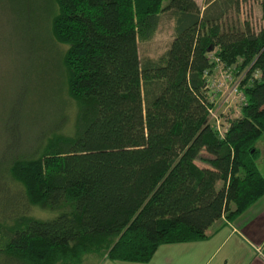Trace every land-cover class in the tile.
Listing matches in <instances>:
<instances>
[{"label": "trees", "instance_id": "obj_1", "mask_svg": "<svg viewBox=\"0 0 264 264\" xmlns=\"http://www.w3.org/2000/svg\"><path fill=\"white\" fill-rule=\"evenodd\" d=\"M50 1L78 113L69 132H40L8 163L3 179L57 213L0 220V264H77L87 254L146 263L162 244L206 238L222 215L232 221L264 194L255 146L264 133V14L257 30L239 18L242 3L264 12V0ZM164 21L165 49L141 55ZM212 51L244 73V104L222 138L207 121Z\"/></svg>", "mask_w": 264, "mask_h": 264}, {"label": "rangeland", "instance_id": "obj_2", "mask_svg": "<svg viewBox=\"0 0 264 264\" xmlns=\"http://www.w3.org/2000/svg\"><path fill=\"white\" fill-rule=\"evenodd\" d=\"M49 1L28 0L32 10L27 17L21 12L26 0H0V220L15 217L22 211L38 219H50L57 213L28 204L22 198L19 185L9 175V181L3 179L10 160L15 155L31 151L40 132L45 136L56 130L69 132L78 113L76 102L66 90L62 63L66 45L56 42L51 35L50 17L55 5ZM196 2L204 5V0ZM263 14L261 4L250 1L242 3L239 18L257 30L262 25ZM171 34V22L164 21L155 36L140 45L141 55H159ZM227 67H230L234 81L244 74L243 71L237 74L233 66ZM230 102L227 115L235 118L244 103L241 105L239 98ZM63 114L67 116L64 127L56 122ZM196 163L206 171L211 170L201 161ZM217 183L219 187L221 181ZM160 250L148 264H161ZM173 254L175 256V251ZM77 264L144 263H126L106 259L100 254H87Z\"/></svg>", "mask_w": 264, "mask_h": 264}, {"label": "crops", "instance_id": "obj_3", "mask_svg": "<svg viewBox=\"0 0 264 264\" xmlns=\"http://www.w3.org/2000/svg\"><path fill=\"white\" fill-rule=\"evenodd\" d=\"M255 146L256 164L264 176V133ZM206 233L202 240L162 244L144 264L151 263L159 249L161 264H264V194L232 221L222 215Z\"/></svg>", "mask_w": 264, "mask_h": 264}, {"label": "built area", "instance_id": "obj_4", "mask_svg": "<svg viewBox=\"0 0 264 264\" xmlns=\"http://www.w3.org/2000/svg\"><path fill=\"white\" fill-rule=\"evenodd\" d=\"M209 58L215 63V67L210 74L207 72L205 73V89L208 94L209 103L207 109V121L218 136L222 138L224 132L229 126L230 118L227 115V109L229 107L227 106L231 104L230 101L239 98L242 101L241 105L245 101V96L241 89V81L244 74L240 77L238 76V80L234 81V77L230 73V67H227L217 56H215L213 51L209 53ZM217 74L221 75L218 77ZM258 75L257 72L253 74L255 78L258 77Z\"/></svg>", "mask_w": 264, "mask_h": 264}]
</instances>
